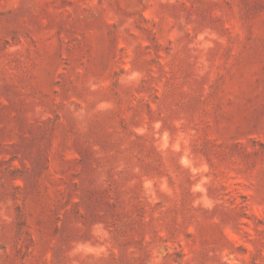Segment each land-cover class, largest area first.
Wrapping results in <instances>:
<instances>
[{
	"label": "rangeland",
	"instance_id": "374dc122",
	"mask_svg": "<svg viewBox=\"0 0 264 264\" xmlns=\"http://www.w3.org/2000/svg\"><path fill=\"white\" fill-rule=\"evenodd\" d=\"M0 264H264V0H0Z\"/></svg>",
	"mask_w": 264,
	"mask_h": 264
}]
</instances>
